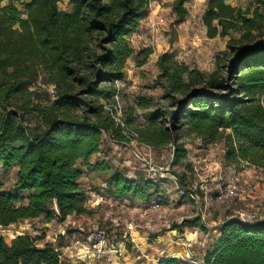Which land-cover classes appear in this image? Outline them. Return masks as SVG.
I'll return each mask as SVG.
<instances>
[{
    "label": "trees",
    "instance_id": "trees-1",
    "mask_svg": "<svg viewBox=\"0 0 264 264\" xmlns=\"http://www.w3.org/2000/svg\"><path fill=\"white\" fill-rule=\"evenodd\" d=\"M151 1L69 0L72 10L68 11L60 9L61 0L6 4L0 0V166L17 167L12 190L3 189L0 180V226L36 218L65 220L70 214L88 212L78 182L83 173L78 161L100 151L104 134L116 142L128 139L114 118L115 80L124 78V62L134 52L126 37L138 30ZM189 1H174L178 18L187 15ZM203 21L209 37L259 29L264 26V0H253L247 8L209 0ZM158 64L168 91L188 95L193 85L190 75H201L167 54ZM232 65V93H209L210 88L226 87L225 79L213 76L205 90H196L177 110L166 113L170 127L151 121L137 131V138L151 147L173 144L172 164L185 167L173 175L188 192L192 191L188 173L194 170L179 142V131L185 126L205 143L223 141L227 164L246 163L264 173V44L240 47ZM42 71L56 88L57 98L49 104L38 102L31 89ZM149 105L145 101L142 106ZM101 168L109 172L106 187L114 199L147 203L161 195L162 179L111 171L105 164ZM185 226L206 228L200 217L173 224L179 230ZM40 239L25 234L7 242L0 235V264H66L58 249L51 243L40 246ZM204 263L264 264V219L252 223L226 219L205 252ZM158 264L191 263L165 255Z\"/></svg>",
    "mask_w": 264,
    "mask_h": 264
},
{
    "label": "rangeland",
    "instance_id": "rangeland-1",
    "mask_svg": "<svg viewBox=\"0 0 264 264\" xmlns=\"http://www.w3.org/2000/svg\"><path fill=\"white\" fill-rule=\"evenodd\" d=\"M9 0H4L6 4ZM175 0H153L148 14L140 21L136 32L127 38L134 49L124 62V78L115 81L118 89L117 99L120 110L118 117L124 124L127 140L116 142L103 135L101 149L87 160L80 159L83 173L78 182L85 192V214H70L65 220L53 219L45 222L42 218L25 220L10 226H0V235L7 242L19 235L40 237L38 244L51 243L61 252L66 264H156L158 258L169 255L204 263L205 252L212 246L219 234L220 225L232 218L239 210L260 212L264 208V173L261 169L241 163L229 165L225 161L223 141L205 143L188 126L179 131V142L187 149L188 162L193 172L188 173L190 188L199 189V200L191 198L188 191L181 189L170 176L174 170H184V166L172 164L174 147L154 148L133 133L146 127L151 121L168 128L171 121L168 112H173L196 90H205L206 81L213 77L225 79L226 87L208 89L213 96L233 92L234 71L232 63L236 60L238 49L247 44H264V26L251 31L231 30L228 35L209 37L203 16L209 0H190L187 15L178 18L173 12ZM233 6L247 8L253 0H227ZM20 9L22 5H18ZM60 9L72 10L69 0H61ZM167 54L175 62L187 66L189 70L199 71L201 75H185L193 82L188 95L179 91H168L158 64L160 57ZM31 89L36 92V100L49 104L57 98L56 88L49 81L47 72L33 82ZM240 96V95H237ZM150 102L148 107L142 105ZM100 102L107 104L101 99ZM157 116L158 118H156ZM149 154L158 167L162 179L161 195H155L150 202L136 198L114 199L106 183L110 170H124L128 175L139 177L145 173L142 162L134 152ZM88 164H92L89 167ZM110 171V172H111ZM17 179V167L5 169L0 166V180L3 189L12 190ZM238 179L235 195L224 198L222 190H227L229 182ZM104 196L100 201L99 197ZM207 216L206 228L185 226L175 229L173 224L184 220ZM141 224L134 233L144 256L135 244H127L126 252L118 255L108 251L105 256H95L80 262V250L89 243L91 234L104 232L109 246H119L128 233V224ZM149 224V225H145ZM190 240V245L187 242Z\"/></svg>",
    "mask_w": 264,
    "mask_h": 264
},
{
    "label": "built area",
    "instance_id": "built-area-1",
    "mask_svg": "<svg viewBox=\"0 0 264 264\" xmlns=\"http://www.w3.org/2000/svg\"><path fill=\"white\" fill-rule=\"evenodd\" d=\"M115 81L119 82L118 79ZM116 99H117V96H116ZM119 110H120V106H119V102L117 101L116 104L114 105V112H115L114 118L117 121V123L121 124L124 127L123 122L120 120V118L117 115ZM124 134L127 135L125 130H124ZM132 136L137 138L138 135L137 133H133ZM134 154H135V157L138 158L142 162L143 169L145 170L144 175H146L148 178H152L155 180L161 179L160 174L162 173H159V172H160V169H162V167L160 168L156 166V164L153 162L152 156H150L147 153L141 154L136 151L134 152ZM170 177L174 179L175 182H177L176 176L172 174ZM237 181L238 179H235L234 181L229 182L226 186L227 190L221 191V194L224 198H227L231 195H235L237 193V190H238ZM103 186L105 187L106 183L103 184ZM195 189L197 190V188ZM189 194L193 200L195 201L199 200V194L197 191L195 192V190L192 189V191H190ZM99 200L100 201L104 200V196L101 195L99 197ZM199 217L201 218L202 224L206 227L207 216L205 215V213L203 212L202 215ZM234 217L242 221L252 223L257 220L264 219V208H262L260 212L239 210L237 211ZM145 225L147 226L149 224H145ZM138 227H143V226L141 224H137L134 222L129 223L128 233L126 234L122 245H119V246H109V242L107 241V238L105 237L104 232H98L97 234H91L88 237L89 243L83 246V254L84 255H89V254L103 255V254H106L108 251H114L118 255H122L123 253L126 252L127 244H135V246L139 247V250L141 251V253L144 256H146V254L144 253V250L141 249L140 245L138 244V240L136 236L134 235V233L138 230ZM187 242L189 243L188 245L191 244L190 240L189 241L187 240ZM187 260H189L191 264H198L195 260H192L190 258H188Z\"/></svg>",
    "mask_w": 264,
    "mask_h": 264
},
{
    "label": "crops",
    "instance_id": "crops-1",
    "mask_svg": "<svg viewBox=\"0 0 264 264\" xmlns=\"http://www.w3.org/2000/svg\"><path fill=\"white\" fill-rule=\"evenodd\" d=\"M80 254H81V260H80V262H83V261H87V260H89V259H92L93 257H95L96 256V254H89V255H84L83 254V247L81 248V250H80ZM106 254H103V256H105ZM97 256H102V255H97ZM167 256H169V255H167ZM156 264H158V263H156Z\"/></svg>",
    "mask_w": 264,
    "mask_h": 264
},
{
    "label": "water",
    "instance_id": "water-1",
    "mask_svg": "<svg viewBox=\"0 0 264 264\" xmlns=\"http://www.w3.org/2000/svg\"><path fill=\"white\" fill-rule=\"evenodd\" d=\"M188 103H189V101H188Z\"/></svg>",
    "mask_w": 264,
    "mask_h": 264
}]
</instances>
